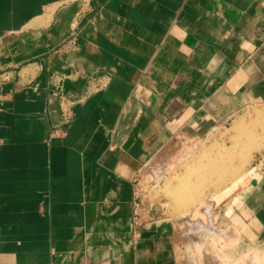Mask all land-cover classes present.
<instances>
[{
  "label": "crops",
  "instance_id": "0c3cea01",
  "mask_svg": "<svg viewBox=\"0 0 264 264\" xmlns=\"http://www.w3.org/2000/svg\"><path fill=\"white\" fill-rule=\"evenodd\" d=\"M251 103L264 0H0V264H179L138 176ZM248 177L264 239V149Z\"/></svg>",
  "mask_w": 264,
  "mask_h": 264
},
{
  "label": "rangeland",
  "instance_id": "374dc122",
  "mask_svg": "<svg viewBox=\"0 0 264 264\" xmlns=\"http://www.w3.org/2000/svg\"><path fill=\"white\" fill-rule=\"evenodd\" d=\"M202 131L171 161L144 166L137 179L140 199L178 218L179 264H264V239H256L239 202L263 153L264 103H251ZM188 224L197 230L183 233Z\"/></svg>",
  "mask_w": 264,
  "mask_h": 264
},
{
  "label": "bare ground",
  "instance_id": "6f19581e",
  "mask_svg": "<svg viewBox=\"0 0 264 264\" xmlns=\"http://www.w3.org/2000/svg\"><path fill=\"white\" fill-rule=\"evenodd\" d=\"M257 122H258V121H257ZM260 122H261V125H263V124H262V121H260ZM261 141H262V143H263V142H264V138H263V140H261ZM156 160H157V159H156Z\"/></svg>",
  "mask_w": 264,
  "mask_h": 264
},
{
  "label": "built area",
  "instance_id": "2783aa9c",
  "mask_svg": "<svg viewBox=\"0 0 264 264\" xmlns=\"http://www.w3.org/2000/svg\"><path fill=\"white\" fill-rule=\"evenodd\" d=\"M138 215V214H137Z\"/></svg>",
  "mask_w": 264,
  "mask_h": 264
}]
</instances>
